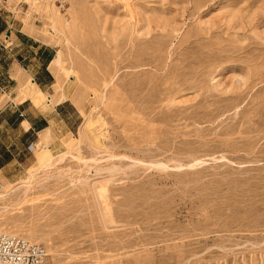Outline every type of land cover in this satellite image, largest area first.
<instances>
[{
	"label": "rangeland",
	"instance_id": "obj_1",
	"mask_svg": "<svg viewBox=\"0 0 264 264\" xmlns=\"http://www.w3.org/2000/svg\"><path fill=\"white\" fill-rule=\"evenodd\" d=\"M9 5L68 101L35 150L4 123L0 229L49 264H264V0Z\"/></svg>",
	"mask_w": 264,
	"mask_h": 264
},
{
	"label": "crops",
	"instance_id": "obj_2",
	"mask_svg": "<svg viewBox=\"0 0 264 264\" xmlns=\"http://www.w3.org/2000/svg\"><path fill=\"white\" fill-rule=\"evenodd\" d=\"M6 11L13 12L11 5L0 8V87L6 91H0V170L4 168L2 155L6 154L1 138L4 123L22 130L26 140L32 138L31 142L37 143L39 133L61 117L58 108L68 101H59L53 88L52 63L58 51L55 45L35 28L25 29L21 22L9 24L6 18L12 20L13 16L6 15ZM44 95L47 105H55L51 116L41 104Z\"/></svg>",
	"mask_w": 264,
	"mask_h": 264
},
{
	"label": "built area",
	"instance_id": "obj_3",
	"mask_svg": "<svg viewBox=\"0 0 264 264\" xmlns=\"http://www.w3.org/2000/svg\"><path fill=\"white\" fill-rule=\"evenodd\" d=\"M10 0H0V8L9 5ZM5 93V89L0 87ZM20 116H23L20 113ZM31 144V148H32ZM47 248L26 237L0 229V264H49Z\"/></svg>",
	"mask_w": 264,
	"mask_h": 264
},
{
	"label": "bare ground",
	"instance_id": "obj_4",
	"mask_svg": "<svg viewBox=\"0 0 264 264\" xmlns=\"http://www.w3.org/2000/svg\"><path fill=\"white\" fill-rule=\"evenodd\" d=\"M69 76H70V74H69ZM63 97H65L64 95H63ZM60 101V100H59ZM87 121V120H86ZM87 123V122H86ZM90 127V126H89ZM88 126L87 127H85L84 128V126H83V128H84V131L82 130V132L80 133L82 136L81 137H83V135H86L87 133L89 134L90 132H91V130H90V128H89ZM49 130V129H48ZM50 137V136H49ZM85 137V136H84ZM96 139H97V137H96ZM81 140V139H80ZM80 142V141H79ZM81 144V143H80ZM37 145H38V143H34L33 145H32V148L35 150L36 149V147H37ZM78 145H79V143H78ZM43 147H44V150L46 149V150H48V148H49V146H47L46 144L45 145H43ZM52 156L53 155H51V157L50 158H48V160L47 161H45L43 164L45 165V166H49V165H51L52 163H51V158H52ZM42 164V163H41ZM42 164V165H43ZM41 165V166H42ZM40 166V167H41ZM52 166V165H51ZM33 177V176H32ZM36 177V176H35ZM35 179V178H34ZM30 180V179H29ZM25 182V181H24ZM30 183H32V181L30 182V181H28V182H25V184L27 185V187H31L30 185ZM12 187H13V185L12 184H7L5 187L4 186H1V188H2V190L0 191V198H3V197H5L11 190H12Z\"/></svg>",
	"mask_w": 264,
	"mask_h": 264
},
{
	"label": "trees",
	"instance_id": "obj_5",
	"mask_svg": "<svg viewBox=\"0 0 264 264\" xmlns=\"http://www.w3.org/2000/svg\"><path fill=\"white\" fill-rule=\"evenodd\" d=\"M22 117V116H21Z\"/></svg>",
	"mask_w": 264,
	"mask_h": 264
}]
</instances>
